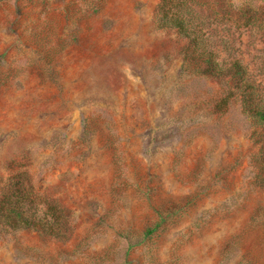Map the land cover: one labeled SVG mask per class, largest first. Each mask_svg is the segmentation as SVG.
<instances>
[{"label":"rangeland","instance_id":"1","mask_svg":"<svg viewBox=\"0 0 264 264\" xmlns=\"http://www.w3.org/2000/svg\"><path fill=\"white\" fill-rule=\"evenodd\" d=\"M156 2L0 0V178L26 167L74 225L0 236V264H264L251 124L183 71ZM214 20L217 59L264 86V32Z\"/></svg>","mask_w":264,"mask_h":264},{"label":"trees","instance_id":"2","mask_svg":"<svg viewBox=\"0 0 264 264\" xmlns=\"http://www.w3.org/2000/svg\"><path fill=\"white\" fill-rule=\"evenodd\" d=\"M226 7L223 0H214L213 5L203 0H157L152 21L156 29L173 32L183 40V71L224 87L214 99L223 101L224 107L229 101L236 102L249 120L251 175L247 184L264 189V86L251 79L240 61L217 59V32L211 28L215 18H222L236 26L264 32V0H247L232 7V12ZM157 226L158 223L147 228L144 235ZM73 230L69 209L57 197L40 192L26 167L12 169L0 178V236L25 231L65 242Z\"/></svg>","mask_w":264,"mask_h":264}]
</instances>
